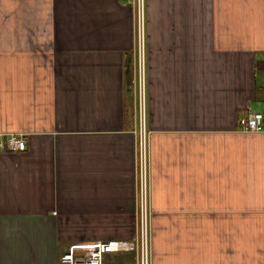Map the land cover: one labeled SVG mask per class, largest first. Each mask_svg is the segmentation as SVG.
Here are the masks:
<instances>
[{"label": "crops", "instance_id": "crops-1", "mask_svg": "<svg viewBox=\"0 0 264 264\" xmlns=\"http://www.w3.org/2000/svg\"><path fill=\"white\" fill-rule=\"evenodd\" d=\"M145 27L153 264H264V131L239 126L264 0H146ZM137 43L133 0H0V140H27L0 147V264L136 238Z\"/></svg>", "mask_w": 264, "mask_h": 264}, {"label": "built area", "instance_id": "built-area-1", "mask_svg": "<svg viewBox=\"0 0 264 264\" xmlns=\"http://www.w3.org/2000/svg\"><path fill=\"white\" fill-rule=\"evenodd\" d=\"M136 7L138 27V62H137V111L139 118V196L140 221L136 238H108L90 243H76L67 249L60 257V264H104L109 253L131 251L134 253V264H153L151 247V229L149 216V146L145 127L146 120V0H133ZM240 129L247 132L264 131V113L249 111L239 120ZM0 147L13 151H22L27 148V140L22 134L11 133L7 138L0 140Z\"/></svg>", "mask_w": 264, "mask_h": 264}, {"label": "rangeland", "instance_id": "rangeland-1", "mask_svg": "<svg viewBox=\"0 0 264 264\" xmlns=\"http://www.w3.org/2000/svg\"><path fill=\"white\" fill-rule=\"evenodd\" d=\"M114 257L115 260L119 259V258H123L125 261H127V263H135V258H134V253L131 251L128 252H124V253H109L106 255V257Z\"/></svg>", "mask_w": 264, "mask_h": 264}]
</instances>
